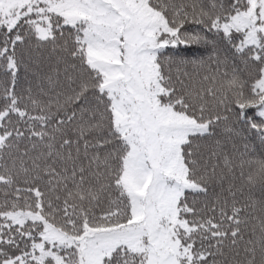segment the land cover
I'll use <instances>...</instances> for the list:
<instances>
[{
    "label": "snow or ice",
    "instance_id": "obj_1",
    "mask_svg": "<svg viewBox=\"0 0 264 264\" xmlns=\"http://www.w3.org/2000/svg\"><path fill=\"white\" fill-rule=\"evenodd\" d=\"M0 264H264V0H0Z\"/></svg>",
    "mask_w": 264,
    "mask_h": 264
}]
</instances>
